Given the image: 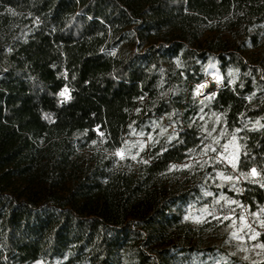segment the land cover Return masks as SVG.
I'll use <instances>...</instances> for the list:
<instances>
[{
    "label": "trees",
    "instance_id": "trees-1",
    "mask_svg": "<svg viewBox=\"0 0 264 264\" xmlns=\"http://www.w3.org/2000/svg\"><path fill=\"white\" fill-rule=\"evenodd\" d=\"M217 117L238 190L213 157L178 166ZM156 120L135 161L116 155ZM234 204L261 221L259 260L185 219ZM36 262L264 264V0H0V264Z\"/></svg>",
    "mask_w": 264,
    "mask_h": 264
},
{
    "label": "rangeland",
    "instance_id": "rangeland-1",
    "mask_svg": "<svg viewBox=\"0 0 264 264\" xmlns=\"http://www.w3.org/2000/svg\"><path fill=\"white\" fill-rule=\"evenodd\" d=\"M210 65L217 67L215 63ZM212 75L211 86L208 88V91L205 92L206 94L203 97H208L212 93H215L213 91L216 90L220 84L218 75H215L214 73H212ZM206 79L207 77H205L198 85L196 84V92L201 85H204L203 83L206 81ZM212 87L213 90L211 91ZM203 97H200V99H203ZM167 127L168 126L163 124L160 120H156L152 123H149L148 126L143 129V131L134 133L133 136L128 137L124 147L121 150H125L126 146H136L128 148L125 151L123 158H126L131 162L135 161L139 155V152L147 146L155 132L159 131V133L163 134L168 130ZM207 127L216 139L211 150L200 156L189 158L188 160L179 163L178 166L182 169H188L197 164H205L211 157H213L216 162L224 166L223 169L217 173L218 182L220 184H227L231 188L238 190L244 177L236 171V162L238 156L237 139L235 136H231L218 148L219 144L217 143V140L220 139L221 133L217 131V119L209 121ZM169 129H172V127H169ZM140 144H143L144 147L140 148ZM226 146L227 150H225ZM133 156L136 158L133 159ZM233 163L235 164V167H233ZM221 173L224 176L231 177V179H222L220 176ZM179 179L183 180L184 177L182 176ZM227 202H231V200L227 199ZM234 205V211L224 216H220L218 214L213 215L208 210L205 211L203 209H197L195 212L187 214L185 217H189L187 220L192 224H199L200 222H203L207 225L205 230V238L209 242L222 245L230 253L242 260H259L263 257L262 244L257 240V233L262 225L261 221L256 215L250 214L246 207L241 206V204ZM224 217H229V219H224ZM197 219H199V222H197ZM233 233H236V236H233ZM34 264H41V262H36Z\"/></svg>",
    "mask_w": 264,
    "mask_h": 264
},
{
    "label": "snow or ice",
    "instance_id": "snow-or-ice-1",
    "mask_svg": "<svg viewBox=\"0 0 264 264\" xmlns=\"http://www.w3.org/2000/svg\"><path fill=\"white\" fill-rule=\"evenodd\" d=\"M203 87H204V85H201V86H200V88L197 90V95L200 94V89H202ZM66 92H67V89H65V91L61 92L60 95H61V96H65ZM66 98H67V97H66ZM217 120H219V117H217ZM209 135H211V133H209ZM217 143H219L218 140H217ZM135 146H136V145L126 146L125 150H118V151L116 152V155H117V156H120L121 158H123V157H124V154H125V151H126L128 148H130V147H135ZM139 147H140V148H143L144 145H143V144H140ZM225 150H227V146H226ZM132 158L135 159L136 157L133 156ZM145 162H146V161H145ZM230 162H231V161H230ZM233 167H235V164H234V163H233ZM253 174H255V171H254V170H253ZM220 176H221V178L224 179V180H229V179H231V177L224 176L222 173L220 174ZM206 194H208V193H206ZM205 211H206V210H205ZM185 219H189V217H185ZM224 219H229V217H224ZM197 222H199V219H197ZM233 236H236V233H233ZM253 238H255V237H253Z\"/></svg>",
    "mask_w": 264,
    "mask_h": 264
},
{
    "label": "water",
    "instance_id": "water-1",
    "mask_svg": "<svg viewBox=\"0 0 264 264\" xmlns=\"http://www.w3.org/2000/svg\"><path fill=\"white\" fill-rule=\"evenodd\" d=\"M209 68V66L206 68V71H207V69ZM216 68V70L219 72V74H220V76H221V84H222V79H223V77H222V73H221V71L219 70V68H217V67H215ZM206 71H205V73H204V76H205V74H206ZM204 79V78H203ZM202 79V80H203ZM213 90V87L211 88V91ZM206 91H205V89H200V94L198 95V96H200V97H203V96H205V93ZM197 93V92H196Z\"/></svg>",
    "mask_w": 264,
    "mask_h": 264
},
{
    "label": "clouds",
    "instance_id": "clouds-1",
    "mask_svg": "<svg viewBox=\"0 0 264 264\" xmlns=\"http://www.w3.org/2000/svg\"><path fill=\"white\" fill-rule=\"evenodd\" d=\"M213 115H215V114H213Z\"/></svg>",
    "mask_w": 264,
    "mask_h": 264
}]
</instances>
